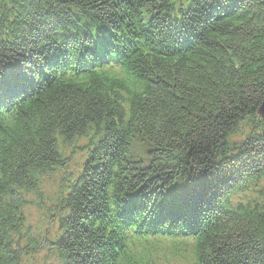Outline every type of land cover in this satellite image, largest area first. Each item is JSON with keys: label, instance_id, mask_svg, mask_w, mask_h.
Here are the masks:
<instances>
[{"label": "trees", "instance_id": "16d2710c", "mask_svg": "<svg viewBox=\"0 0 264 264\" xmlns=\"http://www.w3.org/2000/svg\"><path fill=\"white\" fill-rule=\"evenodd\" d=\"M0 11V264H264V0Z\"/></svg>", "mask_w": 264, "mask_h": 264}, {"label": "rangeland", "instance_id": "374dc122", "mask_svg": "<svg viewBox=\"0 0 264 264\" xmlns=\"http://www.w3.org/2000/svg\"><path fill=\"white\" fill-rule=\"evenodd\" d=\"M17 1H19V0H17ZM0 12H2V11H0ZM16 13L15 12H13L12 14H9L8 16L10 17V19H12L13 17H14V15H15ZM0 33H1V35H2V31H0ZM11 30H7L6 32H4V36L2 35V38L4 39V40H6V38H7V36L8 35H11ZM262 103V102H261ZM260 103V104H261ZM248 123H242L240 126H239V128H242L243 126H246ZM80 155H81V153H80V150L79 149H77L76 150V152H72V157H74V158H76V159H80ZM146 152L143 150V148L142 147H140L139 145H138V147H136L132 152H131V154H130V156H129V160H132L133 158L135 159V158H140V157H144V158H146ZM132 159H131V158ZM46 191V192H48L49 193V195H50V197L52 198V193L56 190V188L55 187H52V185L51 184H49V185H44V187L42 188V191ZM44 198L46 197V195L45 194H41ZM28 213H29V215H30V218L34 221V222H37V221H40L41 219H45L44 220V225H43V230L44 231H46V227L51 231L52 230V232H57L58 231V228H59V223H58V221L57 220H54L53 221V218H52V216L54 215V212H51V213H47V215L45 216V217H42V215H41V212L39 211V209L38 208H33V209H30V210H28ZM168 252V251H167ZM41 256H37V257H35V261H34V263H31V264H48V263H46V262H44V260H42V258H43V255L44 254H46L45 253V251H42L41 253ZM187 263V260H182V259H178V260H176V261H174V263L173 264H186ZM51 264H53V263H51Z\"/></svg>", "mask_w": 264, "mask_h": 264}, {"label": "water", "instance_id": "95a60500", "mask_svg": "<svg viewBox=\"0 0 264 264\" xmlns=\"http://www.w3.org/2000/svg\"><path fill=\"white\" fill-rule=\"evenodd\" d=\"M258 115L260 117H263L264 118V100L262 101V103L260 104V108L258 110Z\"/></svg>", "mask_w": 264, "mask_h": 264}]
</instances>
